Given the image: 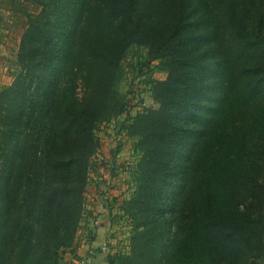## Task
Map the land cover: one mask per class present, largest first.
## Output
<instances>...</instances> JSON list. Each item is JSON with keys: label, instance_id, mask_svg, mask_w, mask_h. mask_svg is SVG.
<instances>
[{"label": "trees", "instance_id": "trees-1", "mask_svg": "<svg viewBox=\"0 0 264 264\" xmlns=\"http://www.w3.org/2000/svg\"><path fill=\"white\" fill-rule=\"evenodd\" d=\"M3 9L28 22L0 90V264L73 247L97 130L134 99V47L152 104L123 126L139 156L130 248L108 263L264 259V0H0V34Z\"/></svg>", "mask_w": 264, "mask_h": 264}, {"label": "rangeland", "instance_id": "rangeland-1", "mask_svg": "<svg viewBox=\"0 0 264 264\" xmlns=\"http://www.w3.org/2000/svg\"><path fill=\"white\" fill-rule=\"evenodd\" d=\"M30 9L35 10L34 7ZM1 12L0 90L9 85L20 71L17 53L28 22L23 12L10 9H3ZM145 56L144 48L134 47L124 61L126 78L121 90L136 102L132 100L127 115L104 123L97 130L101 147L89 175L85 193L86 210L80 232L81 235L90 237L101 227L107 229V239L112 242L105 240L106 251L109 247L111 250L120 247V252H128L130 248L131 219L124 215L121 206L134 191L133 177L139 156L123 126L129 124L135 114L152 104L148 85L140 73ZM154 67L153 78L163 80L167 77V73L157 68V63H154ZM85 262L88 261L82 263ZM257 264H264V259Z\"/></svg>", "mask_w": 264, "mask_h": 264}, {"label": "crops", "instance_id": "crops-1", "mask_svg": "<svg viewBox=\"0 0 264 264\" xmlns=\"http://www.w3.org/2000/svg\"><path fill=\"white\" fill-rule=\"evenodd\" d=\"M81 229L80 227L73 247L63 251L62 264H83V261H88V264H109L107 256L120 252V247L112 250L109 247L108 252L106 250L100 251L105 240L112 242V240L107 239L108 233L104 227L99 228L98 231L95 230V234L90 235V237L81 235Z\"/></svg>", "mask_w": 264, "mask_h": 264}, {"label": "built area", "instance_id": "built-area-1", "mask_svg": "<svg viewBox=\"0 0 264 264\" xmlns=\"http://www.w3.org/2000/svg\"><path fill=\"white\" fill-rule=\"evenodd\" d=\"M133 101L136 102V100H134V99H133ZM134 102H133V103H134ZM130 109H131V108L129 107V108H128V111H127V113H126L125 115L128 114V112L130 111ZM125 115H124V116H125ZM106 248H107V247H106V244L104 243V244L101 246V249H102V250H106ZM85 264H88V262H85Z\"/></svg>", "mask_w": 264, "mask_h": 264}]
</instances>
